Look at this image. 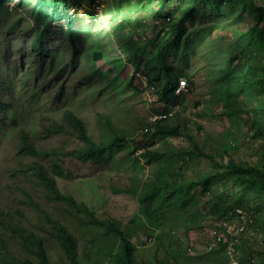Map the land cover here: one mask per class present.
I'll list each match as a JSON object with an SVG mask.
<instances>
[{"label":"rangeland","instance_id":"374dc122","mask_svg":"<svg viewBox=\"0 0 264 264\" xmlns=\"http://www.w3.org/2000/svg\"><path fill=\"white\" fill-rule=\"evenodd\" d=\"M35 1L25 0L21 5L18 0L7 1L3 5L7 11L0 8V69L8 74L17 91L15 116L21 129L36 137L37 149L56 154L54 160L59 166V174L54 177L59 190L83 203L100 219L110 217L123 226L141 225L138 230L147 247L157 244L160 248H191L198 252L213 226L212 220L203 217L202 212L207 203L217 201L216 194L223 190L221 182L214 183L210 195L199 188L193 189L185 211L179 210L176 220L171 217L170 221L152 232H148L142 217L145 215L139 213V203L133 194L134 189L142 193L147 188L145 184L154 176L157 160L172 164L183 157L181 149L189 148L183 137L151 139L142 135L150 119L162 116L157 114L164 107L157 103L155 94L146 88L143 80L133 77L132 66L119 51L116 36L120 41L129 37L137 40L151 37L153 20L148 4L139 9L137 0H96L100 8L99 20L88 23L86 12L91 9L86 3L88 0H71L76 2L72 8L75 13L71 26H68L46 23V16L38 21L32 12ZM185 5L183 0H171L166 11H172L177 17ZM117 8H121L119 12ZM209 11L208 7H201L192 17L191 24L187 25L189 29L195 28V33L184 53L186 61L178 62L179 52L169 57L171 64L181 72L179 79L193 82L191 85L187 83L182 104L170 114L181 124H187L204 153H215L220 162H225L230 156L237 162L255 164L264 155V141H252L250 138L249 131L253 127L251 113H248L264 99V94L259 92L260 87L249 88L239 98L246 112L226 117L221 114L218 82L212 79V74H218L219 66H225L231 55L238 56L232 66L238 64L242 67L241 62L245 66L250 63L254 66L258 62L264 66V40L255 37L245 44V56L241 59L234 46L239 40V32L251 26V16L246 15L243 20L236 21L230 8H225L224 15ZM115 14L120 15L119 20H112ZM73 19H76L75 23ZM124 19L127 22H123ZM119 22L124 28H119ZM69 27H72L71 33L67 31ZM260 27L264 29V24ZM94 51L102 52L104 58L94 63L90 56ZM74 53L77 57L72 59ZM254 74L252 69L246 78ZM255 76L261 77L260 72ZM67 109L84 121L94 141L102 137L111 138L112 132L103 126L108 120L115 134L127 136L126 145L106 160L80 161L74 155V150L82 146L79 140L67 133H46L47 127L61 121L62 113ZM14 142L15 133L4 141L0 152V190L5 191L0 196V205H10L24 211L26 217L33 218V207L22 190L42 206L45 201L40 190L29 189L28 183L21 175L18 176V162L13 159L16 152ZM149 151L165 154V157L152 158ZM185 161L187 165L183 174L186 179L197 180L212 171L208 161L202 157H195L190 164ZM248 200L259 202L251 195H248ZM248 209L263 217L264 204ZM142 210L152 218L165 212L150 203L143 204ZM181 216L188 218L192 225L201 220V225L185 233L183 227L173 224L174 221L181 222ZM149 226L151 228L150 223ZM258 228L264 233L263 222L258 224ZM149 238L153 240L151 245H148ZM77 240L80 256L90 264H106L103 256L95 253V242L90 243L79 235ZM107 245L110 247L112 243L108 241ZM241 252L235 257L226 253L191 258L185 255L180 264H264L263 254L253 255L251 263H248ZM144 264L153 263L146 260Z\"/></svg>","mask_w":264,"mask_h":264},{"label":"trees","instance_id":"16d2710c","mask_svg":"<svg viewBox=\"0 0 264 264\" xmlns=\"http://www.w3.org/2000/svg\"><path fill=\"white\" fill-rule=\"evenodd\" d=\"M7 1L13 0H0V8H4L3 5ZM24 1L18 0V4L21 5ZM137 1L136 5L139 9L148 4L147 9L153 20L150 26L151 37L139 40L129 37L120 41L119 36H116V41L119 51L132 66L133 77L143 80L146 88L155 94L157 103L163 105L164 110L157 115L165 116L154 122H148L146 130H142V135L151 139L183 137L189 143L188 149L180 150L183 157L177 158L178 160L176 159L172 164L166 160H157L154 176L148 180L149 183L147 181L145 184L147 188L142 193L133 190L139 203V213L141 216L145 215L142 217L149 228L148 232L167 223L171 217L176 220L179 210L185 211L188 206L193 189L199 188L210 195L211 187L215 182H221L223 190L216 194L217 201L212 204L207 203L202 212L203 217L207 216L211 219L213 225L217 221L228 219L235 207H246L244 209L246 210L248 207L264 204V155L255 164L237 162L230 156H227L225 162H220L215 153L206 154L202 151V147L197 144L187 124H181L173 114L169 115L182 104L186 92L176 93L181 72L177 66L171 64L169 57L176 56L179 52L180 56L176 58L178 62L186 61L184 53L189 47L191 36L195 33V28L187 27L192 17L201 7H208L210 13L218 15H224L225 8H230L236 21L250 15L251 26L239 32V40L234 46L242 59L245 56V44L255 37L260 41L264 40V29L260 27L264 24V0H183L186 5L177 17H174L172 11H166L171 0ZM75 3L71 0H36L32 4V12L38 21L46 16V23L54 22L71 26V19L75 13L72 8ZM86 3L91 8L86 12L87 19L93 21V10L98 3L96 0H88ZM120 9L117 8V11L119 12ZM4 10L7 11V8ZM119 19L118 14L112 17V20ZM75 21L76 19H73V23ZM123 22H127L126 19ZM118 26L120 29L124 28L122 23ZM67 31L71 33L72 27ZM90 56L94 63L104 58L100 51H94ZM76 57L74 53L72 59ZM237 59V55H231L225 66H219L218 74L214 72L212 74V79L218 82L217 94L222 105L221 114L229 118L246 112V109L240 105L239 98L249 88L260 87L259 92L264 94V66L259 62L254 66L251 63L245 66L242 62L240 63L242 67L238 64L232 66ZM252 69L255 74L260 72L261 77H256L254 74L246 78ZM187 83L193 84L190 80ZM61 94L62 91L58 96L60 97ZM17 97L13 81L0 69V152L4 141L15 133L16 152L13 159L18 162L16 165L18 176L21 175L28 183L29 189L40 190L45 202L44 206L34 202L33 196L22 190L28 198L29 205L33 207L31 212L33 218L26 217L24 211L10 205L5 207L0 205L2 264H90L78 254L77 235L86 238L90 243L95 242V253L102 255L106 264H144L146 260L153 264H180L185 259V255L188 257L190 255V258L203 257V255H192L180 247L160 248L157 244L147 247L138 230L141 225L123 226L120 221L110 217L100 219L83 203L76 202L71 195L62 193L54 177L55 174H59V166L54 160L56 154L37 149L39 143L36 137L29 131L21 129L15 116ZM248 114L252 116L250 123L253 127L249 131L250 138L252 141H264V99ZM172 120L174 121L171 122ZM103 126L112 132L111 138L102 137L99 141H94L88 134L84 121L72 110L67 109L62 113L61 121L47 127L46 133L50 135L67 133L74 136L82 143L81 147L74 150V155L82 162H98L106 160L119 151L126 145L127 139L123 134H115V129L108 120ZM125 147L127 152L131 153L128 146ZM148 155L155 159L165 157V154L159 155L155 151H149ZM195 157L207 160L212 171L197 180L186 179L183 174L187 165L185 160L190 164ZM4 193L5 191L0 190V196ZM248 195L259 202L257 204L254 201L250 202ZM41 196L38 194L39 198ZM145 203L155 204L165 212L157 213L155 218H152L142 210ZM248 210L246 211L252 214L257 226L261 222L264 223V214L263 217L259 214L256 216L250 209ZM139 213L137 215L140 216ZM181 218H183L181 222L174 221L173 224L175 227H183L185 233L201 225V220L192 225L188 218L184 216ZM108 241L112 246L107 245ZM252 242L257 243L256 240ZM252 242L244 239L238 248L248 263H251L253 255H264V251L260 248L253 250L248 247ZM224 250L221 248L209 254L225 255ZM239 260L238 257V262Z\"/></svg>","mask_w":264,"mask_h":264},{"label":"built area","instance_id":"2783aa9c","mask_svg":"<svg viewBox=\"0 0 264 264\" xmlns=\"http://www.w3.org/2000/svg\"><path fill=\"white\" fill-rule=\"evenodd\" d=\"M99 9L98 6L94 7V20L91 21L87 19L88 23L97 22L99 20ZM185 86H187L186 80H180L176 93L179 94L186 91ZM161 117L164 118L165 116H155L150 119V122L159 120ZM145 130L146 129H144V131ZM207 235L202 249L197 252L188 248L186 251L192 255H203L224 248L226 254L235 257L240 252L238 248L242 245L244 239L250 240V242L256 240L257 243L254 244L252 242L253 244H248V247L253 250L260 248L264 251V233L255 224L252 214L243 208L235 207L228 216V219L215 222L212 228L208 230Z\"/></svg>","mask_w":264,"mask_h":264},{"label":"clouds","instance_id":"9594fccd","mask_svg":"<svg viewBox=\"0 0 264 264\" xmlns=\"http://www.w3.org/2000/svg\"><path fill=\"white\" fill-rule=\"evenodd\" d=\"M86 21H87V19H86ZM180 80H181V79H180ZM180 80H179V81H180ZM187 86H188V85H187ZM184 92H185V91H184ZM149 240H150V241H149ZM152 243H153V240H151V238H149V239H148V245H151ZM203 255H204V254H203Z\"/></svg>","mask_w":264,"mask_h":264}]
</instances>
